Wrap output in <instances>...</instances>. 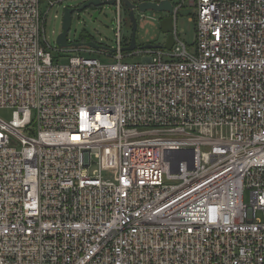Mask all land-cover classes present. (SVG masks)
I'll use <instances>...</instances> for the list:
<instances>
[{"label":"built area","instance_id":"obj_1","mask_svg":"<svg viewBox=\"0 0 264 264\" xmlns=\"http://www.w3.org/2000/svg\"><path fill=\"white\" fill-rule=\"evenodd\" d=\"M45 1L0 0V264H264V0H170L173 47L133 50L115 0L114 52L66 64Z\"/></svg>","mask_w":264,"mask_h":264},{"label":"rangeland","instance_id":"obj_2","mask_svg":"<svg viewBox=\"0 0 264 264\" xmlns=\"http://www.w3.org/2000/svg\"><path fill=\"white\" fill-rule=\"evenodd\" d=\"M86 0H66L63 4L55 5L49 10L46 15L45 29L49 43L51 45L50 51L56 60L61 64H66L72 55H75L76 51L61 53L60 46L57 44V36L62 30V18L63 11L66 5L77 6ZM48 3L45 0H41V12L45 15L48 10ZM128 9L125 3L121 8L122 15V37L123 41L131 38L132 35V22L128 14ZM118 10L116 4H103L99 7L90 6L83 11H77L72 16L71 28L68 32L69 43H75L83 41V38L90 37V40L97 42L98 44L113 50L116 48V17ZM197 14L196 5L190 4L186 1L185 5L179 10L177 26L181 37L190 45V49L194 50L193 44L196 40V20ZM135 16L138 21V30L136 33L137 43L139 46L147 43L160 44L166 40V34L160 28V18L166 16V12H157L153 10H147L141 12L135 11ZM89 55V54H88ZM93 56L100 57L102 63H108L114 61L113 57H104L100 53H92ZM142 60V56H126L123 61L133 63ZM0 116L5 119L12 117V110L0 109ZM94 163L90 169V173H93L96 167ZM102 170L105 176H111L117 172V159L114 148L104 149L102 156Z\"/></svg>","mask_w":264,"mask_h":264},{"label":"water","instance_id":"obj_3","mask_svg":"<svg viewBox=\"0 0 264 264\" xmlns=\"http://www.w3.org/2000/svg\"><path fill=\"white\" fill-rule=\"evenodd\" d=\"M126 7L129 9V16L132 22V35L128 45L124 47V50H133L137 48L139 45L137 43L136 33L138 30V21L135 16V11L139 10L141 12H145L147 10H153L157 12H167L169 15L164 16L160 22L161 30L167 35L165 43L163 44H154L147 43L141 47H165L167 49H171L174 45V36H173V17L170 15L173 11V4L170 0H161L157 1H148L143 0L139 3H135L131 0H124ZM115 0H86L84 1L78 8L76 6L66 5L63 11L62 18V30L59 32L57 36V44L60 47H68L71 45H88L94 48L104 47L93 40L89 41H80L75 43H69L68 32L71 28L72 24V16L76 11H83L90 6L99 7L103 4H114Z\"/></svg>","mask_w":264,"mask_h":264},{"label":"trees","instance_id":"obj_4","mask_svg":"<svg viewBox=\"0 0 264 264\" xmlns=\"http://www.w3.org/2000/svg\"><path fill=\"white\" fill-rule=\"evenodd\" d=\"M90 39H91V38H90V37H88V38H83L82 40H83V41H86V40H90ZM129 41H130V39L126 40L125 44H128V43H129Z\"/></svg>","mask_w":264,"mask_h":264},{"label":"flooded vegetation","instance_id":"obj_5","mask_svg":"<svg viewBox=\"0 0 264 264\" xmlns=\"http://www.w3.org/2000/svg\"><path fill=\"white\" fill-rule=\"evenodd\" d=\"M83 3V2H82ZM82 3H80L79 5L76 6V8H78ZM128 9V8H127ZM77 12V11H76ZM128 12H129V9H128ZM75 13V12H74ZM73 13V14H74ZM129 14V13H128Z\"/></svg>","mask_w":264,"mask_h":264}]
</instances>
